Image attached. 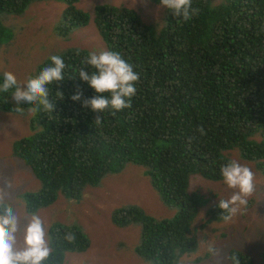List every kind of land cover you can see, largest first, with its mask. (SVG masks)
<instances>
[{
	"label": "trees",
	"instance_id": "16d2710c",
	"mask_svg": "<svg viewBox=\"0 0 264 264\" xmlns=\"http://www.w3.org/2000/svg\"><path fill=\"white\" fill-rule=\"evenodd\" d=\"M36 1L43 0H0V15H21ZM53 1L65 5L55 25L58 36L66 38L92 19L106 50L118 51L139 81L131 107L96 113L82 107L96 93L77 77L81 68L95 71L81 63L90 52L72 47L54 54L66 65L65 79L49 85L48 99L55 108L32 113L29 128L35 133L13 144L14 156L41 185L37 193L26 195V211L49 207L59 194L77 199L106 175L127 164L140 165L161 202L178 213L154 219L142 208L126 205L114 209L110 221L116 228L139 226L138 258L179 264L198 248L193 223L200 209L206 211L199 230L224 221L216 207L220 199L210 204L206 196L189 191L190 177L223 181L220 168L231 160L224 152L237 150L264 178V0H192L198 12L190 20L173 17L165 8L151 23L123 5L98 4L91 15L78 6L80 0ZM148 1L160 5L159 0ZM11 34L0 22V42ZM50 57L31 77L51 66ZM77 91L81 100L72 101ZM8 98V92L0 93L1 111L25 115L32 107L21 102L23 111L18 112ZM98 115L100 124L94 122ZM67 235L74 239L69 242ZM47 237L51 252L43 264H65L68 253L82 254L91 246L76 226L53 223ZM229 256L239 264H253L239 250L231 249ZM260 258L264 264V251Z\"/></svg>",
	"mask_w": 264,
	"mask_h": 264
},
{
	"label": "rangeland",
	"instance_id": "374dc122",
	"mask_svg": "<svg viewBox=\"0 0 264 264\" xmlns=\"http://www.w3.org/2000/svg\"><path fill=\"white\" fill-rule=\"evenodd\" d=\"M104 3L133 9L146 23L155 22L165 9L148 0H80L78 6L92 15L94 6ZM64 8L62 3L43 0L32 3L21 15H0V22L12 32L10 40L0 42L2 76L5 71L11 72L18 81L25 82L48 57L66 48L78 47L97 53L106 50L92 19L85 28L75 29L66 38L58 36L55 25ZM13 91H8V104L18 107L21 103L17 105L13 100ZM31 114L29 109L25 115L0 110V197H5L16 208L22 224L26 222L23 218L29 214L26 195L37 193L41 187L32 171L13 154L14 142L35 133L29 128ZM38 131L40 128L36 129ZM224 154L254 173L255 191L248 197L249 207L227 222H212L204 231L199 230L198 225L204 219L206 208L200 209L193 223L198 248L195 253L182 257L179 264H229L227 257L231 249L248 255L253 264L261 262L260 254L264 251V178L255 172L254 163L241 159L237 150ZM188 190L206 196L210 204L232 194L223 181H210L196 175L190 177ZM126 205H136L154 219H171L179 211L161 202L144 167L127 164L121 172L108 174L96 186L86 187L79 198L70 199L59 194L52 205L35 213L44 221L46 233L51 224L61 223L81 228L90 238V248L82 254L68 253L65 264H153L134 254L139 242V226L116 228L110 221L111 212ZM206 238L208 242L204 244ZM210 245L218 249L215 255L208 251Z\"/></svg>",
	"mask_w": 264,
	"mask_h": 264
},
{
	"label": "clouds",
	"instance_id": "9594fccd",
	"mask_svg": "<svg viewBox=\"0 0 264 264\" xmlns=\"http://www.w3.org/2000/svg\"><path fill=\"white\" fill-rule=\"evenodd\" d=\"M191 2L192 0H159L160 6L171 12L173 17L183 21L190 20L198 12V9L191 7ZM50 60L51 66L44 67L37 76L30 77L25 82L18 81L13 73L5 71L0 92L14 89L11 96L16 104L25 102L32 105L29 111L33 114L41 109L52 113L55 104L48 99L49 85L65 79L66 65L58 55L51 56ZM81 63L91 66L95 71L90 74L81 68L77 77L96 93L92 98L83 100L82 107L100 114L106 110L114 114L131 107V98L136 94L139 74L118 51L90 52ZM81 95L82 93L77 91L70 99L80 101ZM57 98L63 99L62 93L57 92ZM16 111L22 112L23 108L18 106ZM94 122L100 124L101 115H98ZM199 131L204 134L203 128ZM220 173L223 183L232 190L229 198L220 199L216 205L223 213L222 219L227 222L246 208L248 197L255 191L254 173L237 160H229L220 168ZM23 220L26 222L22 224V218L16 208L5 197H0V264H43L49 257L51 249L46 238L44 221L36 213L27 214ZM65 239L71 242L74 236L67 235ZM208 251L215 255L218 249L210 245ZM227 259L231 264H239L235 256H229Z\"/></svg>",
	"mask_w": 264,
	"mask_h": 264
}]
</instances>
